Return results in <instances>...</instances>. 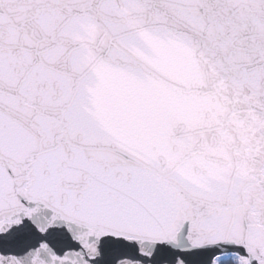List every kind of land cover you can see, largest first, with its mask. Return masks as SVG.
Segmentation results:
<instances>
[{
    "label": "snow or ice",
    "instance_id": "obj_1",
    "mask_svg": "<svg viewBox=\"0 0 264 264\" xmlns=\"http://www.w3.org/2000/svg\"><path fill=\"white\" fill-rule=\"evenodd\" d=\"M0 264H264V0H0Z\"/></svg>",
    "mask_w": 264,
    "mask_h": 264
}]
</instances>
